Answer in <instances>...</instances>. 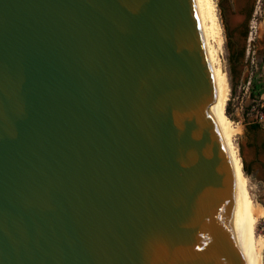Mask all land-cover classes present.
I'll return each mask as SVG.
<instances>
[{
  "label": "water",
  "instance_id": "1",
  "mask_svg": "<svg viewBox=\"0 0 264 264\" xmlns=\"http://www.w3.org/2000/svg\"><path fill=\"white\" fill-rule=\"evenodd\" d=\"M213 101L194 0H0V264H247Z\"/></svg>",
  "mask_w": 264,
  "mask_h": 264
},
{
  "label": "bare ground",
  "instance_id": "2",
  "mask_svg": "<svg viewBox=\"0 0 264 264\" xmlns=\"http://www.w3.org/2000/svg\"><path fill=\"white\" fill-rule=\"evenodd\" d=\"M194 3L214 88V101L209 108V112L217 125L231 166L233 180L231 201L242 245L247 264H260L264 251V239H257V242L254 243L253 229L247 222L245 215L251 213L252 215L264 217V208L260 205L251 206L248 202L246 177L234 144V137L241 131V127L231 122L226 113L230 85L222 59L223 32L216 0H194Z\"/></svg>",
  "mask_w": 264,
  "mask_h": 264
},
{
  "label": "rangeland",
  "instance_id": "3",
  "mask_svg": "<svg viewBox=\"0 0 264 264\" xmlns=\"http://www.w3.org/2000/svg\"><path fill=\"white\" fill-rule=\"evenodd\" d=\"M219 3L220 0H216L217 12L223 32L222 36L224 45H222V59L230 85V94L226 106V113L231 122L238 124L241 127V131L234 137V144L238 157L241 159L243 172L246 177L248 202L251 206L260 205L264 208V201L259 196V189L261 188L262 190L261 184L244 171L245 158L250 155L248 142H250L253 137L258 140H263L261 137H258V135L252 133L248 126H244V124L241 123L242 111L247 104L248 94L252 89V84L249 88L247 86L248 71L246 70V67H244V57L242 54L244 51L246 55V48H248L246 46L248 44L246 39L248 34L244 37L243 34L236 30L241 18L232 16L229 12L223 13ZM235 18H239V20L234 21ZM258 48V55L261 56L264 54V34L261 35V43H259ZM258 80H260V78H257V81ZM262 90V86H257L254 93L257 94ZM245 218L252 226L254 243L257 242V239H264V217L247 213ZM260 264H264V251Z\"/></svg>",
  "mask_w": 264,
  "mask_h": 264
},
{
  "label": "flooded vegetation",
  "instance_id": "4",
  "mask_svg": "<svg viewBox=\"0 0 264 264\" xmlns=\"http://www.w3.org/2000/svg\"><path fill=\"white\" fill-rule=\"evenodd\" d=\"M219 6L221 7L223 13L229 12L232 16L241 18L236 30L243 34L244 37H246L248 34L246 39L248 42L246 45L248 47L246 48V55L244 51L242 54L244 57V67H246V70L248 71L247 77L249 78V57L256 51L258 54L259 48L257 49V47L259 43H261V35L264 34V0H220ZM239 18H235L234 21L239 20ZM254 27L257 28L258 34L254 39L255 44L252 45L250 34L252 33ZM248 149H250V152L253 155L245 158L244 171L246 169L247 174L250 175V177L256 179L257 182L261 184L262 190L261 188L259 189V196L261 199H263L264 160L262 158H264V139H255L253 142H248Z\"/></svg>",
  "mask_w": 264,
  "mask_h": 264
},
{
  "label": "built area",
  "instance_id": "5",
  "mask_svg": "<svg viewBox=\"0 0 264 264\" xmlns=\"http://www.w3.org/2000/svg\"><path fill=\"white\" fill-rule=\"evenodd\" d=\"M256 27H254L252 33L250 34L252 45L255 44L254 39L258 34ZM249 59L250 75L247 86L249 88V86L252 84L254 76L257 74L258 78H260L259 81L263 83V90L257 94H254V96H252L251 92L248 94L247 104L242 111L241 123L244 124V126L257 125L264 130V54L261 61H259L257 51L252 53Z\"/></svg>",
  "mask_w": 264,
  "mask_h": 264
},
{
  "label": "trees",
  "instance_id": "6",
  "mask_svg": "<svg viewBox=\"0 0 264 264\" xmlns=\"http://www.w3.org/2000/svg\"><path fill=\"white\" fill-rule=\"evenodd\" d=\"M257 78H258V75L256 74L254 76V80L252 81V89H251L252 96H254V94H255L254 91L257 88V86H263V83H261L259 80L257 81ZM248 128H250L251 130L260 129V127L257 125H249ZM245 171H246V169H245ZM246 173H247V171H246Z\"/></svg>",
  "mask_w": 264,
  "mask_h": 264
},
{
  "label": "crops",
  "instance_id": "7",
  "mask_svg": "<svg viewBox=\"0 0 264 264\" xmlns=\"http://www.w3.org/2000/svg\"><path fill=\"white\" fill-rule=\"evenodd\" d=\"M249 130H250L252 133H254L255 135H258V137H261L262 139H264V130H263V129L260 128V129H258V130H251V129L249 128ZM253 141H255V138H254V137L252 138L251 142H253ZM249 152H250V150H249ZM251 155H253V154H251V152H250L249 157H250ZM262 159L264 160V158H262ZM262 200L264 201V197H263Z\"/></svg>",
  "mask_w": 264,
  "mask_h": 264
}]
</instances>
